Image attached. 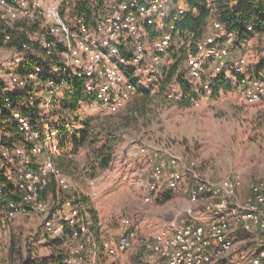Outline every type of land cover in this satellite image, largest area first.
<instances>
[{
  "label": "built area",
  "instance_id": "obj_1",
  "mask_svg": "<svg viewBox=\"0 0 264 264\" xmlns=\"http://www.w3.org/2000/svg\"><path fill=\"white\" fill-rule=\"evenodd\" d=\"M183 0H0L1 42L13 47L15 26L21 22H38L45 32L36 36L26 32L22 44V58L29 59L36 48L49 58L46 65H36L25 75L17 69L5 76L4 94L0 98V170L3 171L20 194V201H7V217L13 219L21 212L35 211L44 217L46 232L61 236L67 227L78 238L77 250L90 249L96 253L103 249L109 256L129 251L138 239L139 223L132 217H122L116 244L105 239L99 245L93 227H102L85 211L83 192L58 167L46 149L55 135L50 131L53 118L33 122L23 110L32 111L35 99L27 97L13 104L18 90L29 80L53 75L49 84L57 90L60 79L75 75L84 80V93L98 103L103 111L116 113L132 100L138 90L135 77L149 91H155L162 78L161 69L171 64L170 51L179 43L177 23L188 11L198 13L197 4L211 0H185L194 6L185 7ZM169 20L159 37L150 46L143 32ZM252 30V27H248ZM20 32H25L21 28ZM253 36L239 37L219 20L214 19L208 33L189 51L186 59L188 87L169 89L166 98L173 102H188L200 108L213 95L211 75H222L239 86L249 104L264 99V79L247 74L249 65L245 53L234 57V47L246 49ZM51 59V60H50ZM56 59L60 64H53ZM167 62V63H166ZM19 66V64H18ZM58 73H55L57 72ZM60 72V73H59ZM10 113L16 121L17 133L23 143H18L7 130ZM137 155L151 171L143 183V200L150 202L161 183L169 190L181 193L185 178L191 181L189 201L196 205L203 202L207 222H187L179 216L164 223L152 239H141L142 246L159 255L163 264H241L230 258L234 242L228 233L233 224L244 231L264 232V181L250 185V193L240 199L243 180L228 176L212 180L200 170L199 160L179 154L173 147H153L144 143L136 145ZM43 159L38 162L39 157ZM119 158L115 154L114 159ZM53 177L63 196L45 198L43 191ZM91 194L98 192L96 178L89 181ZM3 187L0 184V194ZM264 244L251 264H263ZM152 260L149 263L152 264ZM63 263L76 264L73 258Z\"/></svg>",
  "mask_w": 264,
  "mask_h": 264
},
{
  "label": "rangeland",
  "instance_id": "obj_2",
  "mask_svg": "<svg viewBox=\"0 0 264 264\" xmlns=\"http://www.w3.org/2000/svg\"><path fill=\"white\" fill-rule=\"evenodd\" d=\"M218 1L201 3L211 10L209 25L217 18L215 14ZM232 1L234 4L237 0ZM182 5L194 6L185 0L182 1ZM168 22L169 20H164L163 23L143 32L147 46L152 44L155 37H159ZM21 28H25V32H20ZM14 29V38L19 34H26L27 31L36 36L45 32L44 27L38 22L17 23ZM178 37V45L169 54L171 64L168 63L161 69L162 78H159V85L155 91L146 89L142 80L134 75L138 86L137 93L120 111L115 114L103 111L93 100L81 110L82 113L93 117L105 118L111 115L117 118L118 144L115 154L118 155L124 149L133 147L132 153L122 161L121 158L114 159V154L110 166L95 176L90 175L88 171L87 151L82 149L74 155L75 164L68 177L74 186L83 192V199L90 202L98 214V219L103 223L102 227L94 228L96 241L100 245L103 240L109 239L116 244L122 231L121 218L125 216L138 221L139 231L133 247L116 256H109L103 249L96 253H91L90 249L77 250L78 242L72 239L69 247L72 257L77 261L76 264H151L149 260L153 261L152 264H163L158 254L142 246L141 239H152L163 228L162 223L177 216L180 220L191 223L207 222V218H197L208 215L203 202L193 205L189 201L191 181L188 178L182 183L181 193L170 191L167 183L163 182L150 202L143 200L145 191L143 183L150 179L151 171L137 155L135 147L139 143L153 147H173L179 154L196 157L200 170L208 174L209 178L211 173L207 171L210 170L221 179L228 176L241 177L243 180V188L240 189L241 200L250 193L252 183L264 181V99L253 104L247 103L239 86L227 79L230 84L229 90L222 86L214 96L205 100L200 108H195L188 102L169 101L166 98L169 89L184 88V85H188L185 59L189 51L194 52L198 40L193 32H178ZM233 51V57L239 52L247 55L249 60L247 74L264 79L263 71L257 72L252 68L258 54L264 51V36H255L246 49L237 46ZM21 58L22 52L15 46H3L0 37V74L4 78L11 70L20 71L27 62V59L23 62ZM42 59L44 62L49 61V58L44 56ZM53 64L58 66L60 63L53 59ZM219 76L211 75L214 88ZM46 78L44 74L41 80L30 83L32 87L25 89L27 94H20L17 102L33 97L41 106L42 115L39 122L50 117L54 123L57 117L55 118L53 109L57 110V106L56 108L53 106L52 98L58 93L59 100L62 99L60 95L62 89L56 90L49 84V78L45 80ZM10 134L18 143H23L16 130L10 131ZM42 159L41 156L37 161L40 162ZM94 178L97 179L99 187L97 196L92 198L89 181ZM56 194L63 196L64 193L57 189ZM1 196L0 264H19L28 259L46 260L50 248L45 239L36 238L38 233L46 235L44 217L30 210L19 211L13 219H9L7 207L2 204ZM85 211L89 210L85 207ZM233 226L236 227L233 235L237 239L246 240L245 247H242V240L235 247L234 251L239 255L236 260L241 264L253 263L263 247L264 232L249 233L236 224Z\"/></svg>",
  "mask_w": 264,
  "mask_h": 264
},
{
  "label": "trees",
  "instance_id": "obj_3",
  "mask_svg": "<svg viewBox=\"0 0 264 264\" xmlns=\"http://www.w3.org/2000/svg\"><path fill=\"white\" fill-rule=\"evenodd\" d=\"M201 3L199 2L197 4L200 6L197 9L198 13L188 11L185 17L177 23V29L180 32H193L198 40L208 30L209 20L211 18V10L201 5ZM215 15L227 29L236 32L239 37L264 36V0H237L234 4L232 0H219ZM248 27H252V30H248ZM25 38L24 33L19 34V36L13 39L11 45L22 50V44ZM39 64L46 65L47 62L43 61L41 54L35 48L19 72L21 75H25L29 70ZM254 64L252 68L257 72H264V51L258 54L257 61ZM52 76L46 75L47 78H51ZM41 78L42 76L36 80H29L25 87L18 90L14 98L18 99L20 94H27L25 89L31 86L30 83L39 81ZM226 80L222 75L217 78L216 87L213 89V96L222 86H225L229 90L230 84ZM59 84L62 89L60 95L63 98L59 100L58 93L52 98L53 106L55 108L57 106V110L53 109V114L57 119L50 125L49 130L55 132V135L52 137L45 155L52 158L55 164L69 176L75 164L74 155L82 149L86 150L87 163L89 164L88 171L90 175L95 176L98 172L107 169L112 162L118 144L116 135L117 118L111 115L105 118H98L81 112L83 107L91 100L84 93L83 79L73 74L65 75L60 79ZM4 87L5 79L0 74V98L4 94ZM187 87L188 85H184V88ZM13 104L18 106L16 100ZM23 112L29 114L31 120L35 123L39 122L42 115L41 106L38 101H36L32 111L23 110ZM5 118L8 120L7 130L9 132L13 130L17 131L16 121L12 118L11 114L7 113ZM6 180L5 173L0 170V184L3 187L0 195H2L1 202L5 206L8 200L20 201V194L15 189V185L10 183V185L6 186L10 182V180ZM56 192L57 186L54 178L51 177L43 191V196L45 198L49 197L48 195L50 194H52L51 196H56ZM84 206L89 210L87 212L95 221H100L97 212L92 208L90 202L84 200ZM97 227L99 226L93 227V230ZM36 238L38 240H46L50 248L49 257L44 261L28 259L19 264H68L63 263V260L73 256L69 243L72 242V239L78 242V238L73 236V229L71 227H67L61 236H51L46 232V235L38 233Z\"/></svg>",
  "mask_w": 264,
  "mask_h": 264
},
{
  "label": "crops",
  "instance_id": "obj_4",
  "mask_svg": "<svg viewBox=\"0 0 264 264\" xmlns=\"http://www.w3.org/2000/svg\"><path fill=\"white\" fill-rule=\"evenodd\" d=\"M208 33V30L206 31V33H205V35ZM204 35V36H205ZM255 62V61H254ZM132 150H133V147L132 148H126V149H124L123 151H121V152H119L118 153V155H119V158H121V161H122V159H125L126 157H128L131 153H132ZM123 161H125V160H123ZM128 161V160H127ZM140 163V162H139ZM207 172H209V173H211V177L210 178H212L213 180H219V179H221V178H219V177H216V175H214V173H212V170H210V171H207ZM243 188V187H242ZM246 193H248V191H246ZM165 223V222H164ZM164 223H162V225H161V227H163V225H164ZM235 226H231V229H230V231H229V233H228V235H229V237L232 239V241L234 242V250H235V247L236 246H238V244H239V242H241V240H242V247H245V242L244 241H246L245 240V238H243V239H237L234 235H233V231H235ZM232 251V253L230 254V258H233V259H236V258H238L239 257V255L235 252V251ZM241 256V255H240Z\"/></svg>",
  "mask_w": 264,
  "mask_h": 264
}]
</instances>
